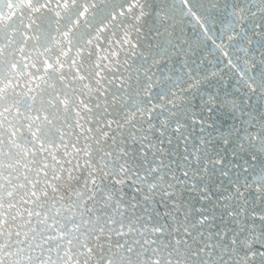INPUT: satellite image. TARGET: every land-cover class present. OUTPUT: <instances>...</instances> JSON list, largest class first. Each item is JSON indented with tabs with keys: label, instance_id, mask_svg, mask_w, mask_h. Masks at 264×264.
<instances>
[{
	"label": "snow or ice",
	"instance_id": "6c2138e0",
	"mask_svg": "<svg viewBox=\"0 0 264 264\" xmlns=\"http://www.w3.org/2000/svg\"><path fill=\"white\" fill-rule=\"evenodd\" d=\"M0 264H264V0H0Z\"/></svg>",
	"mask_w": 264,
	"mask_h": 264
},
{
	"label": "water",
	"instance_id": "95a60500",
	"mask_svg": "<svg viewBox=\"0 0 264 264\" xmlns=\"http://www.w3.org/2000/svg\"><path fill=\"white\" fill-rule=\"evenodd\" d=\"M189 33L192 34V35H195V33H192V30L191 29H189Z\"/></svg>",
	"mask_w": 264,
	"mask_h": 264
}]
</instances>
